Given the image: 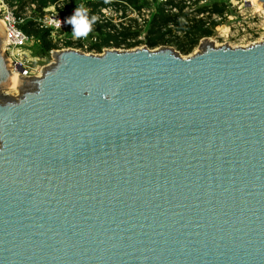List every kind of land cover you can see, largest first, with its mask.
Here are the masks:
<instances>
[{"label": "water", "instance_id": "obj_1", "mask_svg": "<svg viewBox=\"0 0 264 264\" xmlns=\"http://www.w3.org/2000/svg\"><path fill=\"white\" fill-rule=\"evenodd\" d=\"M5 38L0 264H264V38L52 50L29 77Z\"/></svg>", "mask_w": 264, "mask_h": 264}, {"label": "built area", "instance_id": "obj_2", "mask_svg": "<svg viewBox=\"0 0 264 264\" xmlns=\"http://www.w3.org/2000/svg\"><path fill=\"white\" fill-rule=\"evenodd\" d=\"M63 0H57L53 4H48L46 7L41 9V12L34 11L36 9L35 3H30L26 7L24 6L21 10L19 9L18 0H13V4L2 3L0 5V21L4 26L6 32V41L3 45V50L7 54L11 65L12 71L18 73L16 67L21 66L22 70L20 75L29 77L36 76L39 74L40 70H31L27 63V54L21 50L34 43H37V40L32 36L26 34L21 28L20 25L23 24L26 20H32L35 22L36 26L40 29H45L48 31V36L55 42H57L59 47H56V50L59 49H67L73 48L78 51H82L85 53H100L105 49H126L125 44H121L119 47H114L112 44L109 46H102L100 51L97 52L95 50L94 45L101 43V35H99L96 31H89L87 37L74 39L71 34L72 26L70 24L65 23L67 17H69L74 9L78 6H82L87 10L88 16L92 18L96 17L98 23L108 24L110 23L111 27H106L105 32L113 33L116 29H120V26L127 25L130 19H134L138 27L140 28L144 21L148 19V15L150 12L149 9L142 10L139 14L135 11L125 0H102L103 3L99 5L94 11L88 6L90 2H97L99 0H76L77 4L72 7L68 11H59V8L62 4ZM156 3H166L168 1L176 2V0H150ZM185 5L186 11L192 12L196 18H201L206 21V24H209L210 21H214L216 24L221 20L222 15L218 13H210L209 10L211 8L210 5L216 3L219 6L227 9L230 6H234L237 3V0H182ZM205 7L206 11L198 12L195 7ZM243 7H246L242 4ZM250 7V6H248ZM123 8H125V13L123 12ZM25 9V10H24ZM173 12H176V9L172 8ZM146 13L145 16L143 13ZM247 11H241L242 14H245ZM210 16L209 18H206ZM257 16V17H256ZM250 19H255L257 22L248 25V30L246 28L242 29L240 32L238 29L233 30L230 29L234 27V25H230V27H226L225 34H218L216 36H209L211 41L217 40L220 42L217 44L227 43L232 46H245L248 44H252L258 41H261L264 38V18L263 15L259 11H253L251 14H248ZM57 18L61 21L60 27H55V21ZM231 19V17H230ZM219 28V25L215 27ZM145 33L143 31H139L136 36V40L144 41ZM135 39L127 40L130 42H134ZM110 43H112L110 41ZM145 46L144 44H141ZM52 51V50H51Z\"/></svg>", "mask_w": 264, "mask_h": 264}, {"label": "trees", "instance_id": "obj_3", "mask_svg": "<svg viewBox=\"0 0 264 264\" xmlns=\"http://www.w3.org/2000/svg\"><path fill=\"white\" fill-rule=\"evenodd\" d=\"M31 3L36 4L34 11L41 12V9L48 4H53L57 0H29ZM135 11L139 14L144 9H151L150 16L144 21V24L139 28L137 22L134 19H130L127 25L120 26V29H116L113 33L105 32L106 27H113L108 24H102L95 21L91 30L96 31L101 35V43L95 44V50L100 51L102 46L113 45L119 47L121 44H125L126 48H132L138 44L143 43L149 48H155L159 46H174L180 53L188 54L191 52L197 42L203 37H209L212 33L213 27L216 25L214 21H210L206 24V21L201 18H196L194 15L189 16L183 9L185 5L182 0H176V2L168 1L166 3H156L150 0H125ZM103 3L102 0L97 2L88 3L91 11H94L99 5ZM77 4L76 0H63L59 8V11H68ZM23 8V3L19 4V9ZM172 8L176 9V12L171 11ZM125 13V8L122 9ZM198 12L206 11L205 7L200 6L197 9ZM223 7H220L216 3L211 5L210 13L221 14ZM91 19L90 15L88 16ZM20 28L28 35H32L38 42V45L44 52L55 49L56 45L52 42L48 36V31L40 29L36 26L32 20H26L20 25ZM90 30V31H91ZM139 31L145 33L144 41L136 40V36ZM135 39L134 42L127 40ZM110 41L112 43H110ZM173 47V48H174Z\"/></svg>", "mask_w": 264, "mask_h": 264}, {"label": "rangeland", "instance_id": "obj_4", "mask_svg": "<svg viewBox=\"0 0 264 264\" xmlns=\"http://www.w3.org/2000/svg\"><path fill=\"white\" fill-rule=\"evenodd\" d=\"M247 0H237V3H235L234 6H230L229 8L225 9L223 8V11L221 13L222 17L221 20L218 22V24H216L213 29H212V33L210 35V37L212 36H216L218 34H225L226 31V27H230V25H234V27H232L230 29V31L232 32L233 30L238 29L240 32H242L243 28H246V30H248V25H251L254 22H257L255 19H250L248 17V14L253 11L254 8L252 7H248L249 5H247ZM2 3H6V4H13V0H0V5ZM23 3V7L27 6L28 4H30L31 2L29 0H18V4ZM242 4L246 7H243ZM211 6V5H210ZM222 7V6H220ZM196 9H199V7H195ZM185 9V8H184ZM184 12H187L189 16H193L192 12L186 11L184 10ZM25 10V9H24ZM150 8H149V12H150ZM246 10L247 12L245 14H242L241 11ZM258 11V10H257ZM145 12L143 13V15L145 16ZM150 14L148 15L149 18ZM210 16H207L206 18H209ZM231 17V19H230ZM257 17V16H256ZM248 24V25H247ZM219 25V28L216 29L215 27ZM52 40V39H51ZM214 41V40H213ZM218 43L220 42V40H217ZM52 42L56 45V47H59L57 42H55L54 40H52ZM199 42V41H198ZM197 42V43H198ZM215 42V41H214ZM217 42L215 44H218ZM143 44V43H141ZM138 44L135 47H141L142 45ZM197 45L193 47V49L191 50L190 53L191 54L195 51V49L197 48ZM174 47V46H171ZM175 48V47H174ZM52 49V50H56ZM21 52H24L25 55L27 54V63L26 65L29 66V68L31 70H40L42 67H45L46 65L50 64V62L52 61L51 58V50L44 52L41 47L38 45L37 43H32L26 47H24ZM180 54L182 55H188V54H183L180 52ZM8 94L10 95H16L17 91L10 89L8 91H6Z\"/></svg>", "mask_w": 264, "mask_h": 264}, {"label": "clouds", "instance_id": "obj_5", "mask_svg": "<svg viewBox=\"0 0 264 264\" xmlns=\"http://www.w3.org/2000/svg\"><path fill=\"white\" fill-rule=\"evenodd\" d=\"M95 20V16L89 19L87 10L82 6H78L74 9L73 13L66 18L65 23L72 26V37L74 39H80L87 37ZM60 24L61 21L57 18V20L55 21V27L59 28Z\"/></svg>", "mask_w": 264, "mask_h": 264}, {"label": "bare ground", "instance_id": "obj_6", "mask_svg": "<svg viewBox=\"0 0 264 264\" xmlns=\"http://www.w3.org/2000/svg\"><path fill=\"white\" fill-rule=\"evenodd\" d=\"M247 2V5H249L250 7H252V8H254V10L255 11H259L262 15H263V18H264V9L263 8H260L256 3H255V0H247L246 1ZM1 22V21H0ZM5 41H6V39H3V41H2V46L4 45V43H5ZM214 42V41H213ZM216 42H214V44H215ZM14 72V71H13ZM13 82H14V80H13V78H12V83H11V85L13 86Z\"/></svg>", "mask_w": 264, "mask_h": 264}]
</instances>
